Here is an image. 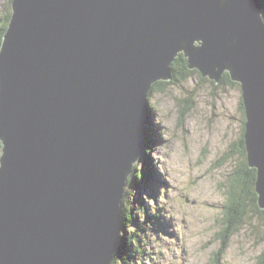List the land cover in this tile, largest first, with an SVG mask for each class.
<instances>
[{"label":"water","instance_id":"obj_1","mask_svg":"<svg viewBox=\"0 0 264 264\" xmlns=\"http://www.w3.org/2000/svg\"><path fill=\"white\" fill-rule=\"evenodd\" d=\"M180 52L203 77L228 71L241 84L264 208L262 0H12L0 48V264H112L149 94Z\"/></svg>","mask_w":264,"mask_h":264},{"label":"rangeland","instance_id":"obj_2","mask_svg":"<svg viewBox=\"0 0 264 264\" xmlns=\"http://www.w3.org/2000/svg\"><path fill=\"white\" fill-rule=\"evenodd\" d=\"M11 5L12 0H0V28L12 14ZM201 76L193 73L149 96L152 123L145 140L152 147L149 163L155 167L146 171L144 154L134 162L129 179L136 169L137 174L146 171L147 175L139 178L141 184L136 187L126 183L124 198L128 195V199L121 202L120 215L132 212L136 221L123 236L134 233L142 243L133 252L123 253L130 256V264H213L218 256V237L225 231L226 190L243 157L222 160L231 143L241 138L247 117L240 83L215 88ZM242 176L237 172L236 179ZM256 184L250 182V191H256ZM252 208L264 214L258 202ZM262 236L264 223L248 216L221 264H254L264 250ZM113 264L119 263L114 260Z\"/></svg>","mask_w":264,"mask_h":264},{"label":"trees","instance_id":"obj_3","mask_svg":"<svg viewBox=\"0 0 264 264\" xmlns=\"http://www.w3.org/2000/svg\"><path fill=\"white\" fill-rule=\"evenodd\" d=\"M263 6H264V0H262ZM11 14L7 15L6 19H5V25H1L0 28V48L2 45V41H3V35L6 32L7 29V25H8V21L10 19ZM173 68V78L170 81H158L152 88V90L150 91V94L155 91H163L166 90L167 86L165 84H171V83H180L185 81L191 74L193 73H198V70L194 69H190L187 65V59L184 56L183 53H181L176 61L173 63L172 65ZM200 74V73H199ZM201 79L205 80L206 78L201 76ZM166 82V83H164ZM215 88H218L220 85H237L239 84V82L234 81L231 78L230 73L227 71L225 72V74L222 77V80L219 83H216L215 81H210ZM149 94V96H151ZM191 104H189V108H190ZM151 105L149 107V116H147V127L145 129L144 132V157H145V165H146V171L148 172L151 168V165L149 163V157H147L148 152L150 151V146L148 145V141L145 140L146 139V132L147 129L150 128L152 120H151ZM188 109V107L186 108ZM243 110L245 111V107L243 105ZM245 131L246 128H243V134L241 136V138L239 140L234 141L233 143H231L230 145V151L228 152V154L223 158V161H227L228 159H231L232 157H235V155H242L243 157V162L240 164V166L238 167V169L236 171L232 172V175H234L233 177H230L231 181L228 185V189L226 190V194H227V211L225 214V218L222 219L223 221V227L225 229L224 232H221L218 240L220 243V246H218L216 252H217V257L214 261L213 264H221V257L222 259L224 258L228 248L230 247L231 244V239L232 237L239 232L242 228L244 223L246 222V219L248 216L251 215V218H255L258 217L263 223H264V214H257L254 209L252 208V206L254 208H257V192L255 190L250 191L249 187H250V182H252L253 184H256V179H258V174H257V169L256 168H251L249 166V162L247 159V148H246V144L244 142V135H245ZM240 141H242V143H240ZM2 149H3V143L0 140V157L2 154ZM219 164H221L220 161H218ZM137 169L134 172V175L131 177L130 184L131 187H136V185L141 184L140 179L142 176H146L147 173L146 171H144L142 174H137ZM251 171H253V175L251 173ZM238 173H241L243 176L241 177V179H236V175ZM128 196V195H127ZM125 196L124 201L127 199L128 197ZM250 199V200H249ZM122 203V205H123ZM123 208V207H122ZM153 214H150V216ZM120 235H119V242H118V247L116 249V262L119 264H130L129 261L131 258L130 256H123L124 252H133L134 247L137 248L141 247V240L139 237H136L134 233L128 235L126 237V235L123 236V233H127L129 229V225H131L132 223L136 222L135 218L132 214V212H128L127 216H123L122 212H121V218H120ZM261 240L264 241V236L261 237ZM139 250V249H138ZM115 260V259H114ZM254 264H264V250L257 256L256 261Z\"/></svg>","mask_w":264,"mask_h":264},{"label":"bare ground","instance_id":"obj_4","mask_svg":"<svg viewBox=\"0 0 264 264\" xmlns=\"http://www.w3.org/2000/svg\"><path fill=\"white\" fill-rule=\"evenodd\" d=\"M262 17H263V15H262ZM148 116H149V114H148ZM151 150H152V148L150 149V151H149L148 153H151ZM153 164H154V163H153ZM151 166L155 167V165H152V164H151ZM154 173H156V171H155ZM156 174H157V173H156ZM156 174H154V176H156ZM157 178H158V176H157ZM112 264H113V261H112Z\"/></svg>","mask_w":264,"mask_h":264},{"label":"clouds","instance_id":"obj_5","mask_svg":"<svg viewBox=\"0 0 264 264\" xmlns=\"http://www.w3.org/2000/svg\"><path fill=\"white\" fill-rule=\"evenodd\" d=\"M8 25H9V23H8ZM8 25H7V28H8Z\"/></svg>","mask_w":264,"mask_h":264}]
</instances>
